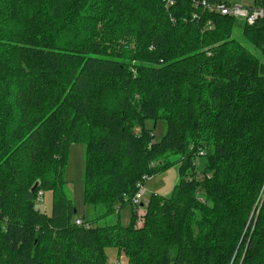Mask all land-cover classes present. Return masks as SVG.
Instances as JSON below:
<instances>
[{
    "label": "trees",
    "instance_id": "16d2710c",
    "mask_svg": "<svg viewBox=\"0 0 264 264\" xmlns=\"http://www.w3.org/2000/svg\"><path fill=\"white\" fill-rule=\"evenodd\" d=\"M79 142L85 201L108 214L173 157L180 181L140 229L78 225L65 171ZM113 246L129 264H264V19L192 0H0V264H108Z\"/></svg>",
    "mask_w": 264,
    "mask_h": 264
},
{
    "label": "rangeland",
    "instance_id": "374dc122",
    "mask_svg": "<svg viewBox=\"0 0 264 264\" xmlns=\"http://www.w3.org/2000/svg\"><path fill=\"white\" fill-rule=\"evenodd\" d=\"M244 1V0H241ZM251 3V0H245ZM236 38L242 40V45L246 50L260 56L259 52L249 43L241 37V32L236 33ZM121 46V41L118 42ZM119 45L117 48L119 49ZM261 57V56H260ZM145 128L147 130H153L154 142H159L167 133L168 124L163 119L158 120H147L145 122ZM137 132H142V128H136ZM87 151L88 147L85 142H79L72 144L69 149L68 162L65 171V191L67 196L73 201L76 208V217L79 221L89 222L93 227H107L116 224H121L124 227L130 225V222L134 223L137 229L144 226V217L146 215L147 206L153 195H159L161 197L169 198L173 194L175 186L180 181V165L178 159L173 157L171 161L173 165L158 173L157 175L149 176L144 183V195L143 203L144 206L135 207L131 205H123L121 208L117 207L111 214L107 213V209L104 205L94 206L86 203L85 201V175L87 166ZM195 163V162H194ZM207 165L205 159L198 160L197 169L195 173H192L190 179L202 180L204 175V167ZM42 172V167L38 170ZM210 179V178H208ZM140 183V182H139ZM38 203L36 208L39 212L50 214L52 211L53 195L51 192H45L43 197L38 196ZM117 211L116 210H119ZM133 211L135 212L134 217ZM108 257V264H129V259L125 253H121L119 247H111L106 249Z\"/></svg>",
    "mask_w": 264,
    "mask_h": 264
},
{
    "label": "built area",
    "instance_id": "2783aa9c",
    "mask_svg": "<svg viewBox=\"0 0 264 264\" xmlns=\"http://www.w3.org/2000/svg\"><path fill=\"white\" fill-rule=\"evenodd\" d=\"M249 3L247 1L236 0L231 3H220L216 5H210L205 0H192V4L195 8H203L205 11L209 10V12H213L219 14L221 16H228L233 18L239 22H242L248 26H253L255 23L261 19H264V0H259V2ZM166 4V8L170 9L176 4V0H164ZM207 156V151L205 149L199 150V153L195 160V166L197 168L198 160L205 159ZM196 170V169H195ZM149 176L143 177V182ZM137 192L132 197V204L137 208L141 206V202L143 200L144 191V183H138ZM39 197H43V193H39ZM78 225H82L81 221H77Z\"/></svg>",
    "mask_w": 264,
    "mask_h": 264
},
{
    "label": "water",
    "instance_id": "95a60500",
    "mask_svg": "<svg viewBox=\"0 0 264 264\" xmlns=\"http://www.w3.org/2000/svg\"><path fill=\"white\" fill-rule=\"evenodd\" d=\"M37 186H38V184H36V185L34 186L33 191L36 190ZM141 206H144L143 203L141 204Z\"/></svg>",
    "mask_w": 264,
    "mask_h": 264
},
{
    "label": "crops",
    "instance_id": "0c3cea01",
    "mask_svg": "<svg viewBox=\"0 0 264 264\" xmlns=\"http://www.w3.org/2000/svg\"><path fill=\"white\" fill-rule=\"evenodd\" d=\"M146 211V210H145Z\"/></svg>",
    "mask_w": 264,
    "mask_h": 264
}]
</instances>
